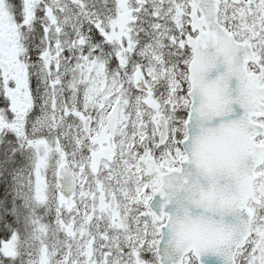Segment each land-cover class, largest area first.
<instances>
[{"label": "snow or ice", "instance_id": "6c2138e0", "mask_svg": "<svg viewBox=\"0 0 264 264\" xmlns=\"http://www.w3.org/2000/svg\"><path fill=\"white\" fill-rule=\"evenodd\" d=\"M0 264H264V0H0Z\"/></svg>", "mask_w": 264, "mask_h": 264}]
</instances>
